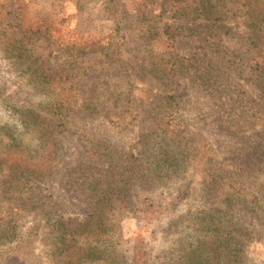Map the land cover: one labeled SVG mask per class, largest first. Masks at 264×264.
<instances>
[{"label": "rangeland", "instance_id": "1", "mask_svg": "<svg viewBox=\"0 0 264 264\" xmlns=\"http://www.w3.org/2000/svg\"><path fill=\"white\" fill-rule=\"evenodd\" d=\"M171 2L0 0V32L11 30L7 32L18 36L24 32L26 46L39 57L36 66L79 68L74 75L82 81V94L94 102L92 111L69 117L52 172L32 179L30 164L39 163L45 148L26 126L23 114L40 111L49 97L37 74L7 54L0 40V158L17 154L21 162L0 174V217L8 220L13 216L21 236L41 223L35 255L41 257L42 264H62L65 256L57 250L61 233L54 222L65 223L69 233L77 229L91 219L102 191L110 188L123 190L127 206L116 211V228L110 235H96L105 254L104 261L96 264H132L140 249L147 255L145 264H194L185 256L197 246L200 213L213 205H227L228 194L233 199L234 218L240 224H257L263 232L260 241L248 244L246 238L240 239L245 264H264V218L259 205L244 203L228 191L229 184L244 180L248 191L264 194V165L254 168V163H248L253 150L258 145L264 147V137L258 133L264 126L253 119L250 130L233 125L224 116L222 105L205 91L199 76L164 81L152 73L157 56L175 46L180 45L183 60L204 51L200 37L175 45L169 41L174 30L199 23L174 20ZM218 45L208 50L214 58L229 52L233 56L226 58L240 67L232 76L230 93L248 92L245 110L264 114V98L251 76L254 64L244 60L242 66L240 61L250 56L246 43L235 36ZM118 95L121 99L116 104ZM167 96H172L180 109L174 112L175 123L168 129L177 135L179 128L182 137L190 138L183 145L144 138ZM182 137L176 138L178 142ZM141 148L144 156L136 157L154 164L146 172V165L140 168L141 160L132 157ZM181 150L187 153L184 158ZM166 152L170 163L177 154L179 166L165 167L161 173L155 167L162 166ZM150 172L153 175L145 178ZM9 245L1 250L7 251Z\"/></svg>", "mask_w": 264, "mask_h": 264}, {"label": "trees", "instance_id": "2", "mask_svg": "<svg viewBox=\"0 0 264 264\" xmlns=\"http://www.w3.org/2000/svg\"><path fill=\"white\" fill-rule=\"evenodd\" d=\"M171 1L169 8L174 20L199 23L195 27H179V29L174 30V33L169 34V41L175 45L177 41H183V39L192 40L200 37L201 42L205 44L201 46L204 51L203 54H193L183 60L178 52L180 45L175 46L172 51L157 56V61L153 62L152 65V73L159 80L164 81L199 76L203 80L205 91L208 92L213 101L222 105V109L225 111L224 116L229 120L231 119L233 125L236 123L239 125V129L250 130L252 128L250 126L251 119H253L264 126L263 113L245 110L249 100H246V97H250L248 92L242 90L243 92L238 96L230 93L232 76L237 74L240 68L231 59L226 58L232 57L233 54L222 53V57L215 59V54L208 51L212 46L219 48V43L239 36V39L246 43V51L250 55L240 59L242 66L246 64L244 60L253 62L254 66L251 68L252 79L254 77L253 83L256 82V86L260 88V92H258L260 98H264V0ZM7 31L1 30L0 32V40L5 46L6 53L11 55L15 61L27 65L28 71L37 74L44 92L49 97L40 111L31 110L23 114L26 118V126L37 134L39 139L43 141L45 148L44 155L38 157L39 163L30 164L31 178L39 179L54 169L56 158L61 150V139L68 131L66 123H68L69 117L75 112L92 111L94 102L86 99L82 94V81L74 75L80 71L79 68L68 66L60 67L58 70H49L45 64L36 66L39 57L35 58L33 50L26 46L28 40L25 38V33L21 32L18 36L15 32L10 34ZM182 32H184L183 38L180 34ZM120 99L121 95L116 96L114 98L115 103L118 104ZM164 100L161 103L162 107H158V112L153 119L155 124L151 125L144 138L148 141L159 138L161 139L160 143H167L166 141L172 140L173 143L179 145L189 142L190 138L182 137L179 128L177 135L174 132H169V125L174 124L176 120L174 112L180 109L178 104L173 101L172 96H167ZM237 104L242 108L239 109ZM253 105L255 106L256 102H253ZM258 133L259 136L264 137L263 129ZM179 137H182V140L178 142ZM256 149L253 150L255 154L248 162L254 163V168L264 165V147L258 145ZM160 151L162 152V149ZM167 153L162 158L164 161L162 166L155 167L161 173L165 167L179 166V163L176 162L177 154H174L173 162L170 163ZM144 154L145 150L141 148L138 155L133 154L132 157L135 158V161L141 160L140 168L146 165V172L147 169H153L154 164L148 162V158H146L148 163L145 164V157H136L144 156ZM180 155L184 158L183 156H186L187 153L185 150H181ZM20 163L17 154H13L12 158H0V174L5 168H17ZM150 173L151 175H144V177H151L153 174ZM247 173L243 172L242 174ZM155 174L158 177L156 172ZM246 187L247 182L241 180L239 183L229 184L228 191L233 192L232 195L235 197L242 198L244 203L259 205L261 215L264 218V194H254L248 191ZM102 192L100 200L93 209L91 219L79 225L77 229L69 233L65 223L54 222V227L61 233L59 238L61 248L57 250H62L65 253L63 260H61L63 261L62 264H96L104 261L105 254L98 246L101 238L96 237V235L102 237L107 236V233L110 235V231L116 228L114 222L116 211L125 208L127 201L121 196L123 194L122 189L110 188ZM232 202L233 199L228 194L227 205L223 207L213 205L200 213L199 227L201 231L196 242L197 246L187 250L185 256L189 263L245 264L241 256L243 248L240 239L246 238L248 244L262 240L263 232L260 226L248 222L240 224L234 218ZM17 223V220L13 222V216H10L8 220H6V216L2 219L0 217V264H42L41 257L35 255L41 223L38 222L30 227L24 236L19 234ZM98 227L101 229L99 233L95 232ZM67 233L71 235L68 243L65 242ZM8 244H11L8 246V250L2 251L1 248ZM226 257L229 258L228 261L225 260ZM232 258L235 260L232 261ZM146 259L147 255L140 249L136 252L132 264H145Z\"/></svg>", "mask_w": 264, "mask_h": 264}]
</instances>
